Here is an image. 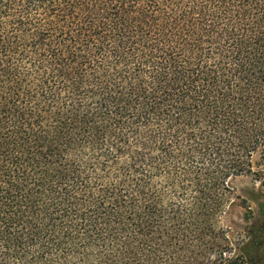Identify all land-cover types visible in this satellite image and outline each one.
I'll return each instance as SVG.
<instances>
[{
    "label": "trees",
    "instance_id": "1",
    "mask_svg": "<svg viewBox=\"0 0 264 264\" xmlns=\"http://www.w3.org/2000/svg\"><path fill=\"white\" fill-rule=\"evenodd\" d=\"M259 147L264 0H0V264H155Z\"/></svg>",
    "mask_w": 264,
    "mask_h": 264
},
{
    "label": "rangeland",
    "instance_id": "2",
    "mask_svg": "<svg viewBox=\"0 0 264 264\" xmlns=\"http://www.w3.org/2000/svg\"><path fill=\"white\" fill-rule=\"evenodd\" d=\"M252 172L233 181V194L228 196L221 212L214 215L210 230L177 229L171 221L163 220L151 229L153 236L163 237L164 255L155 264H251L243 255L249 249L252 234L260 235L261 244L253 251L264 264V234L257 232L264 226L261 205L264 204V148L259 147L251 156ZM179 234V235H178ZM129 264H145L133 261Z\"/></svg>",
    "mask_w": 264,
    "mask_h": 264
},
{
    "label": "flooded vegetation",
    "instance_id": "3",
    "mask_svg": "<svg viewBox=\"0 0 264 264\" xmlns=\"http://www.w3.org/2000/svg\"><path fill=\"white\" fill-rule=\"evenodd\" d=\"M260 228H261V227H260ZM260 228H258V232H260V231H259Z\"/></svg>",
    "mask_w": 264,
    "mask_h": 264
}]
</instances>
